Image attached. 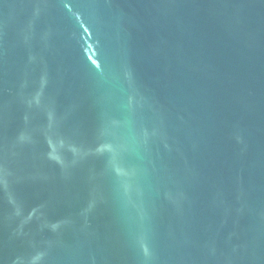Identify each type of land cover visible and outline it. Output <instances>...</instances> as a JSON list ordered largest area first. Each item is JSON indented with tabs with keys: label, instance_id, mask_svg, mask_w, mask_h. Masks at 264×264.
<instances>
[{
	"label": "water",
	"instance_id": "obj_1",
	"mask_svg": "<svg viewBox=\"0 0 264 264\" xmlns=\"http://www.w3.org/2000/svg\"><path fill=\"white\" fill-rule=\"evenodd\" d=\"M0 264H264V0H0Z\"/></svg>",
	"mask_w": 264,
	"mask_h": 264
}]
</instances>
